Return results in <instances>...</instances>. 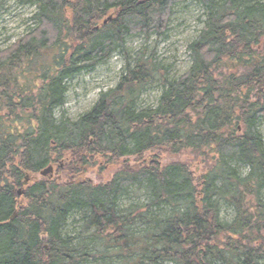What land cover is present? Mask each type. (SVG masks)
Listing matches in <instances>:
<instances>
[{"label": "trees", "instance_id": "trees-1", "mask_svg": "<svg viewBox=\"0 0 264 264\" xmlns=\"http://www.w3.org/2000/svg\"><path fill=\"white\" fill-rule=\"evenodd\" d=\"M186 1L205 20L183 75L145 49L126 55L128 38L164 35ZM16 2L36 11L0 50V264H264V2ZM114 53L117 85L57 120L68 82ZM151 87L156 106L139 109ZM109 167L108 181L89 178ZM132 189L148 202L119 207Z\"/></svg>", "mask_w": 264, "mask_h": 264}, {"label": "rangeland", "instance_id": "rangeland-1", "mask_svg": "<svg viewBox=\"0 0 264 264\" xmlns=\"http://www.w3.org/2000/svg\"><path fill=\"white\" fill-rule=\"evenodd\" d=\"M264 0H259V2ZM35 8L21 6L16 0H7L0 8V50L9 47L22 38L32 24L30 17L35 13ZM205 20L204 9L196 2L186 1L173 8L169 24L164 35L152 34L145 38L135 36L125 41L126 55L132 57L143 49L148 57L161 68H166V76L177 79L191 66L188 45L199 35ZM125 64V55L114 53L104 63L91 71L83 72L68 82L67 93L63 106L55 112V118L60 120L67 118L77 120L81 115L89 111L98 100L99 94L113 89L121 76ZM161 88L151 87L144 92L138 102V108H154L160 96ZM258 131L264 143V120L258 124ZM63 170V165L59 166ZM53 175L58 172L53 166ZM116 172L115 167L105 168L102 171H92L89 178L95 182H106ZM95 173V174H94ZM32 184V183H31ZM22 190V189H19ZM147 197L140 191L132 189L130 197L119 201V207L129 205H145ZM220 219L230 222L233 211L222 205L220 207ZM80 219L79 214L71 217L68 224L71 231L73 220Z\"/></svg>", "mask_w": 264, "mask_h": 264}, {"label": "water", "instance_id": "water-1", "mask_svg": "<svg viewBox=\"0 0 264 264\" xmlns=\"http://www.w3.org/2000/svg\"><path fill=\"white\" fill-rule=\"evenodd\" d=\"M108 20H110V18L108 19ZM104 23H106V21L104 22ZM52 173H53V167L52 166H49V167H47L46 169H44L41 173H40V175L42 176V177H46V176H51L52 175ZM29 182V177H25V179H24V182L22 183V186L24 187L25 185H27V183ZM22 194V190H18V192H17V195L18 196H20ZM13 218V217H12Z\"/></svg>", "mask_w": 264, "mask_h": 264}, {"label": "bare ground", "instance_id": "bare-ground-1", "mask_svg": "<svg viewBox=\"0 0 264 264\" xmlns=\"http://www.w3.org/2000/svg\"><path fill=\"white\" fill-rule=\"evenodd\" d=\"M41 176V175H40Z\"/></svg>", "mask_w": 264, "mask_h": 264}]
</instances>
